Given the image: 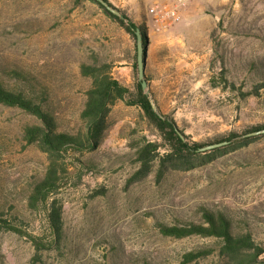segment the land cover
<instances>
[{"label":"rangeland","instance_id":"1","mask_svg":"<svg viewBox=\"0 0 264 264\" xmlns=\"http://www.w3.org/2000/svg\"><path fill=\"white\" fill-rule=\"evenodd\" d=\"M108 1L146 29L152 96L189 143L215 144L264 126V88L255 92L264 83V0ZM135 41L90 0H0V79L46 90L60 131L84 128L92 81L83 64H110L130 90L112 107L102 146L66 157L69 172L52 196L64 211L58 244L46 206L29 203L48 168L47 154L25 140L40 121L0 104V213L23 231L0 234V264H184L186 254L206 248L216 252L191 264H225L216 239H177L159 229L201 223L204 210L225 213L264 247V137L188 157L190 170L160 175L155 162L147 177L139 174L141 141L171 144L127 102L139 81ZM35 241L45 246L38 250Z\"/></svg>","mask_w":264,"mask_h":264},{"label":"trees","instance_id":"2","mask_svg":"<svg viewBox=\"0 0 264 264\" xmlns=\"http://www.w3.org/2000/svg\"><path fill=\"white\" fill-rule=\"evenodd\" d=\"M90 1L99 6L109 18L119 24L135 40L136 30L141 29L147 54L148 36L144 27L137 25L122 10L118 9L125 16V20L110 13L96 0ZM105 1L117 9L108 0ZM134 50L136 58L135 66L138 69L137 43H135ZM112 70V66L107 63L83 64L81 66L82 75L91 79L92 83L86 92V102L81 113L84 128L75 134L62 132L58 128L55 116L46 109L49 101L46 90L36 93L30 86L9 87L0 79V104L21 109L35 116L40 121L39 125L26 128L25 140L28 145H37L41 151L47 154L48 168L44 178L35 184L29 198V203L32 208L40 205L46 206L47 221L55 244H58L64 236V211L59 200L52 199V196L59 192L64 184L65 175L69 172L66 157L70 152L85 153L99 149L113 125L110 121L112 107L119 101H126L130 93L128 88L113 77ZM146 79L149 81L148 77ZM261 88H264V83L259 88H256V94H259L258 91ZM135 98L133 99L134 101H127L128 104L139 106L146 117L155 123L165 141L171 144L170 146L166 145L163 147L158 143L141 141L136 146L137 162L140 165L139 174L143 178L152 172V167L155 162H160V175L165 174L170 168L190 170L194 168V165L189 168L183 166L186 164L185 161L189 159L188 157L197 156L201 148L214 145H203L196 142L189 143L187 137L186 140H183L176 131L178 126L175 120L165 114L166 119L162 120L153 110L148 97L142 89L140 80L137 83V94ZM155 101L157 103L156 99ZM158 108L163 114L159 105ZM263 130L264 126H261L243 135L232 133L229 137L215 144L230 142V146L237 145L243 147L264 137V134L245 137L246 135ZM161 148L165 149L163 153L160 151ZM222 148L215 149V151H221L220 149ZM180 161L183 162L182 166L178 165ZM167 164H172V167H169ZM159 229L164 236L177 239L192 236L216 239L222 244L220 255L226 260L225 264H264V260L261 259L264 256V247L255 240L251 232L236 231L232 219L225 213L204 210L203 221L201 223H190L186 226L161 224L159 225ZM8 231L18 234L23 233L21 227H18L16 224V218L9 220L4 217L3 213H0V234ZM35 243L38 246V250H40L39 247L44 245V242L35 241ZM215 252L216 250L213 248L190 252L184 256V264H191L203 260Z\"/></svg>","mask_w":264,"mask_h":264},{"label":"water","instance_id":"3","mask_svg":"<svg viewBox=\"0 0 264 264\" xmlns=\"http://www.w3.org/2000/svg\"><path fill=\"white\" fill-rule=\"evenodd\" d=\"M96 1L99 2L101 5H103L113 15L117 16L118 18L122 20H125V16L118 9H115L114 7H112L107 1L105 0H96ZM136 40H137V64H138L139 80L141 82L142 89L145 95L148 97L153 110L159 115V117L162 120H165L166 116L159 111L158 105L154 97L152 96L148 81L146 79V55L147 54H146L145 40H144V36H143L141 29L136 30ZM176 131L183 140H186L185 134L182 133V131L179 128H176ZM261 134H264V130L246 135L245 137L257 136ZM229 144L230 142H222L219 144L206 146L204 148H201L199 152L202 153V152L212 151V150L227 146ZM256 264H260V263H256Z\"/></svg>","mask_w":264,"mask_h":264},{"label":"built area","instance_id":"4","mask_svg":"<svg viewBox=\"0 0 264 264\" xmlns=\"http://www.w3.org/2000/svg\"><path fill=\"white\" fill-rule=\"evenodd\" d=\"M181 1H183V0H181ZM151 12H152V13H156V9H153ZM169 14H171L173 17L176 16V13H175V12H172V13H169ZM174 19H175L176 21H179V18H178L177 16H176Z\"/></svg>","mask_w":264,"mask_h":264}]
</instances>
